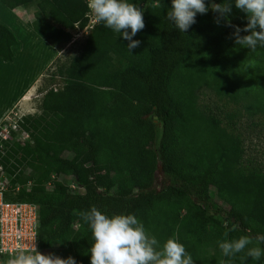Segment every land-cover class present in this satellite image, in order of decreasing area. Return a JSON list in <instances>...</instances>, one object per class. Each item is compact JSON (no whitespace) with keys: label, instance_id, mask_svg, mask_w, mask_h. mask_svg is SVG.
I'll return each instance as SVG.
<instances>
[{"label":"trees","instance_id":"16d2710c","mask_svg":"<svg viewBox=\"0 0 264 264\" xmlns=\"http://www.w3.org/2000/svg\"><path fill=\"white\" fill-rule=\"evenodd\" d=\"M1 1L10 9L35 4L30 26L53 45L89 19L87 0ZM129 2L143 11L144 28L133 37L139 46L130 54L128 41L96 23L81 52L57 67L63 85L46 91L42 113L18 121L27 137L17 129L0 136L6 199L39 207L37 252L52 264H90L93 240L82 216L92 207L134 214L161 244L175 236L193 264L211 255L212 264H264V257L242 261L244 253L229 260L218 247L241 236L255 246L264 235V171L244 165L239 136L198 103L203 86L240 97L232 88H248L255 62L262 82L248 99L264 112V48L236 46L233 28L217 26L211 10L181 33L166 19L170 0ZM230 19L246 24L234 7ZM19 46L0 20V56L13 60Z\"/></svg>","mask_w":264,"mask_h":264},{"label":"clouds","instance_id":"9594fccd","mask_svg":"<svg viewBox=\"0 0 264 264\" xmlns=\"http://www.w3.org/2000/svg\"><path fill=\"white\" fill-rule=\"evenodd\" d=\"M170 3L166 19L181 33L196 23L197 14L211 10L216 14L217 26L233 28L231 38L236 46L253 53L264 48V0H221L208 6L205 0H170ZM87 7L95 23H102L128 41L130 54L139 46L140 41L133 37L144 28L142 9L129 0H87ZM233 7L245 14L243 28L231 23ZM241 32L248 34L242 36ZM82 219L92 234L93 243L88 249L90 264H193L191 254L175 236L161 244L146 232L144 224L134 214L109 215L92 207ZM250 245L253 241L248 236L218 242L221 254L229 260L239 253H244L242 261L246 258L259 261L264 257V247L260 246L264 245V235L256 237L255 246ZM7 264H52V260L37 251L35 254L21 251Z\"/></svg>","mask_w":264,"mask_h":264},{"label":"rangeland","instance_id":"374dc122","mask_svg":"<svg viewBox=\"0 0 264 264\" xmlns=\"http://www.w3.org/2000/svg\"><path fill=\"white\" fill-rule=\"evenodd\" d=\"M7 10H12L14 15L6 12ZM0 15L3 23L9 24L14 32H16L14 27L19 29L15 34L20 42V46L15 47L13 60H4L0 56V118L2 117L0 135L11 137V131L17 127V137L25 139L27 134L19 128L18 121L25 116H38L42 113V100L46 91L50 88L59 89L63 85V79L54 75L57 67L67 63L71 57L81 52L89 30L74 29L73 37L69 41L53 45L30 26V23L37 18L35 4L10 9L0 0ZM21 27L33 29L31 30L35 31V34H32L33 39ZM36 33L45 41V46L36 41L39 37ZM251 64L254 68L251 67L246 71V85L249 89L232 88L240 97L227 92L218 94L212 88L203 86L199 90L198 103L205 111L214 113L229 132L239 136L244 149V165L264 171V112L255 110V107L252 108V102L249 103L248 99V96L256 95L259 84L262 82L259 83L253 76L254 73L260 74L263 70L255 62ZM242 68L244 65L238 67V69ZM1 181L8 185L9 177L6 172L0 175ZM72 181L73 179L69 178L67 185ZM179 217L180 215L175 216V220ZM54 248H57V245ZM212 251L213 248H209L207 257ZM211 256L207 258V261L204 260L203 264H212Z\"/></svg>","mask_w":264,"mask_h":264},{"label":"built area","instance_id":"2783aa9c","mask_svg":"<svg viewBox=\"0 0 264 264\" xmlns=\"http://www.w3.org/2000/svg\"><path fill=\"white\" fill-rule=\"evenodd\" d=\"M88 17V22L82 30H89V33L96 23L90 11ZM16 129L17 127L14 130ZM0 136L3 139L9 138ZM2 173H5V170L0 165V175ZM70 186L75 188V184ZM7 187V183L0 182V264H7L9 259L21 251L34 254L40 241L39 207L31 202L7 200Z\"/></svg>","mask_w":264,"mask_h":264},{"label":"crops","instance_id":"0c3cea01","mask_svg":"<svg viewBox=\"0 0 264 264\" xmlns=\"http://www.w3.org/2000/svg\"><path fill=\"white\" fill-rule=\"evenodd\" d=\"M6 12H8V13H10V14H13L14 15V13H13V11L11 10H7ZM0 20L2 21V19H1V15H0ZM3 22V21H2ZM7 26H9V28H11L12 29V27L9 25V24H6ZM11 25H13V24H11ZM21 28H24L25 29V33H27L29 36H31L35 31H31V30H33V29H26L25 27H21ZM13 30V29H12ZM27 30V31H26ZM14 31V30H13ZM16 33V32H15ZM35 34V33H34ZM37 34V33H36ZM38 35V34H37ZM39 36V35H38ZM37 37V36H36ZM38 38V39H37ZM36 38V41H38L40 44H44V46L46 45V43H45V41L39 36V37H37ZM32 39H33V35H32ZM34 40H35V38H34ZM33 40V41H34ZM22 44V43H21ZM2 118V117H1ZM0 118V119H1Z\"/></svg>","mask_w":264,"mask_h":264},{"label":"bare ground","instance_id":"6f19581e","mask_svg":"<svg viewBox=\"0 0 264 264\" xmlns=\"http://www.w3.org/2000/svg\"><path fill=\"white\" fill-rule=\"evenodd\" d=\"M13 25H14V24H13ZM13 25H12V26H13ZM14 26H15V25H14ZM14 28H16V32H18L19 29H18L17 27H14ZM26 31H27V30H26ZM31 36H32V35H31ZM33 37H34V36H33ZM30 40H31V39H30ZM35 42H36V41H35ZM18 56H19V55H18ZM54 56H55V55H54ZM19 60H20V58H19ZM19 60H18V61H19ZM19 62H20V61H19ZM12 63H13V62H12ZM13 64H14V63H13ZM17 67H18V66H17ZM14 68H15V67H14ZM33 73H34V72H33ZM28 83H29V82H28ZM19 87H20V86H19ZM27 88H28V87H27ZM23 89H24V88H23ZM20 90H21V89H20ZM21 91H23V90H21ZM16 92H17V91H16ZM16 96H17V95H16ZM20 96H21V95H20ZM20 96H19V97H20ZM14 97H15V96H14ZM8 111H9V110H8Z\"/></svg>","mask_w":264,"mask_h":264}]
</instances>
